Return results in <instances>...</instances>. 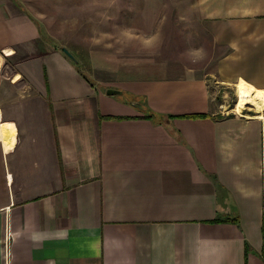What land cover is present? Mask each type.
Instances as JSON below:
<instances>
[{
    "label": "crops",
    "instance_id": "obj_1",
    "mask_svg": "<svg viewBox=\"0 0 264 264\" xmlns=\"http://www.w3.org/2000/svg\"><path fill=\"white\" fill-rule=\"evenodd\" d=\"M170 1L105 5L111 79L91 82L29 52L39 25L0 0L22 85L0 109V264H264V0ZM242 83L237 111L218 89Z\"/></svg>",
    "mask_w": 264,
    "mask_h": 264
},
{
    "label": "rangeland",
    "instance_id": "obj_2",
    "mask_svg": "<svg viewBox=\"0 0 264 264\" xmlns=\"http://www.w3.org/2000/svg\"><path fill=\"white\" fill-rule=\"evenodd\" d=\"M14 1L19 6L25 7L31 16L35 20L36 27L39 25L41 27V38L37 42L30 43L27 48L29 52L35 54L38 50L43 47H68L72 53L75 55L77 61L80 60L78 67L86 75V77L92 82H95L99 74L102 73V69L106 68L107 60L104 55L105 50V31L111 28L107 27L106 22V10L105 5L107 3L113 2H123L124 0H3L4 3H10ZM132 1V0H131ZM165 2H171L170 0H163ZM180 1V0H179ZM137 2V0H133ZM173 12L163 11V15L170 18ZM126 20V19H125ZM91 21V24H90ZM119 26L115 25L114 35L115 43L117 46L122 47L123 44L128 45L129 41L126 39L128 36L121 35L123 29L128 28V24L131 21L126 20ZM138 22V21H137ZM141 22V21H139ZM97 25V26H96ZM100 25V26H99ZM126 25V26H125ZM141 27H145L143 23H140ZM126 27V28H125ZM160 29L162 28L159 26ZM159 27H157L159 29ZM173 27L171 32L168 30L167 34L187 32L188 29L198 30V28H191L186 26ZM136 31V28H133ZM142 29H148L147 27ZM200 29V28H199ZM186 34V33H185ZM98 35V36H97ZM122 36V38H121ZM183 36V35H181ZM94 37V38H93ZM96 37L98 40L96 41ZM108 38V37H107ZM111 38V37H110ZM109 39V38H108ZM202 44L197 43L196 46L200 47ZM189 43H174L165 42L162 45L163 50H180L184 51L191 49ZM98 56V58L96 57ZM204 62L207 61L203 59ZM117 61V60H115ZM214 64V60L211 61ZM213 67H211L212 69ZM16 69V58H9L6 53L0 50V109L3 112V101L13 100L10 99L9 94L12 90L21 89L22 85L12 83V78L14 76ZM214 69V68H213ZM95 76V77H94ZM105 80L111 79L107 78L106 74L102 73ZM100 77V76H99ZM220 93L227 92L230 96V107L235 110L238 101V95L236 89L223 88L219 86ZM14 97L16 94L13 92ZM18 94V93H17ZM250 105L243 108L241 112H248ZM4 118H7L4 116Z\"/></svg>",
    "mask_w": 264,
    "mask_h": 264
},
{
    "label": "bare ground",
    "instance_id": "obj_3",
    "mask_svg": "<svg viewBox=\"0 0 264 264\" xmlns=\"http://www.w3.org/2000/svg\"><path fill=\"white\" fill-rule=\"evenodd\" d=\"M238 101H237V104H236V110L239 111L240 110V107L245 105L248 100H249V97H248V93H247V90H246V87L244 85V83H242L240 86H239V91H238Z\"/></svg>",
    "mask_w": 264,
    "mask_h": 264
},
{
    "label": "water",
    "instance_id": "obj_4",
    "mask_svg": "<svg viewBox=\"0 0 264 264\" xmlns=\"http://www.w3.org/2000/svg\"><path fill=\"white\" fill-rule=\"evenodd\" d=\"M63 51L66 54H68L71 58H73L74 60H77L75 55L72 53V51L68 47H63Z\"/></svg>",
    "mask_w": 264,
    "mask_h": 264
},
{
    "label": "trees",
    "instance_id": "obj_5",
    "mask_svg": "<svg viewBox=\"0 0 264 264\" xmlns=\"http://www.w3.org/2000/svg\"><path fill=\"white\" fill-rule=\"evenodd\" d=\"M33 20H34V18H33ZM35 21V20H34ZM39 29L41 30V27L39 26ZM42 31V30H41ZM63 48V47H62ZM61 48V49H62ZM75 61H77V60H75ZM207 114H205V113H199V114H189L188 116H190V117H203V116H206Z\"/></svg>",
    "mask_w": 264,
    "mask_h": 264
}]
</instances>
